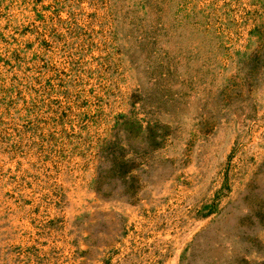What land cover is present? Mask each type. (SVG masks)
<instances>
[{
	"label": "rangeland",
	"instance_id": "374dc122",
	"mask_svg": "<svg viewBox=\"0 0 264 264\" xmlns=\"http://www.w3.org/2000/svg\"><path fill=\"white\" fill-rule=\"evenodd\" d=\"M0 264H264V0H0Z\"/></svg>",
	"mask_w": 264,
	"mask_h": 264
}]
</instances>
